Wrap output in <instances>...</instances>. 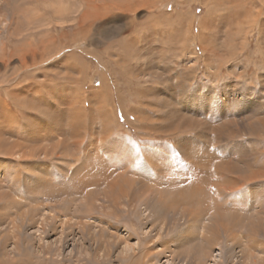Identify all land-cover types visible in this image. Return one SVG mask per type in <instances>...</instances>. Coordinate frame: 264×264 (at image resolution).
<instances>
[{
  "label": "rangeland",
  "instance_id": "374dc122",
  "mask_svg": "<svg viewBox=\"0 0 264 264\" xmlns=\"http://www.w3.org/2000/svg\"><path fill=\"white\" fill-rule=\"evenodd\" d=\"M253 224L264 0H0V264L259 263Z\"/></svg>",
  "mask_w": 264,
  "mask_h": 264
},
{
  "label": "bare ground",
  "instance_id": "6f19581e",
  "mask_svg": "<svg viewBox=\"0 0 264 264\" xmlns=\"http://www.w3.org/2000/svg\"><path fill=\"white\" fill-rule=\"evenodd\" d=\"M65 5V4H64ZM110 141V140H109ZM117 145V143L116 142H110V147H115ZM12 150V149H11ZM48 152V151H47ZM46 153V152H45ZM67 155V154H66ZM45 156H47V155H45ZM62 157V156H61ZM77 158V157H76ZM137 158V157H136ZM113 161V160H112ZM119 161V160H118ZM221 166V165H220ZM99 168V167H98ZM129 168V167H128ZM87 169V168H86ZM227 169H228V167H227ZM98 170V169H97ZM229 170V169H228ZM231 170V169H230ZM89 171H92V170H89ZM103 171V170H102ZM93 172H96L95 170H93L92 171V173ZM101 172V171H100ZM86 173H88V172H86ZM116 173V172H115ZM80 175V174H79ZM91 175V174H90ZM109 175V174H108ZM83 176V175H82ZM96 176V175H95ZM101 176V175H100ZM87 177V176H86ZM85 177V178H86ZM102 177V176H101ZM196 177V176H195ZM100 178V177H99ZM199 178V177H198ZM198 178H197V180H198ZM69 179V178H68ZM200 179V178H199ZM85 180V179H84ZM83 180V181H84ZM87 180V182H89V179H86ZM86 180H85V183H86ZM103 180V179H102ZM81 183V182H80ZM118 184V182H115V184ZM79 184V183H78ZM83 184H84V182H83ZM82 184V185H83ZM109 184V183H108ZM192 185V184H191ZM90 186V185H89ZM199 195H201V194H199ZM198 195V196H199ZM204 196V195H203ZM197 197V196H196ZM209 199L210 198H202V197H198V198H172V199H169L168 201L166 200V199H163V198H157V201L159 202V203H161L163 206H165L167 209L168 208H171V209H177V208H180V206H184V204L185 203H193V202H196V203H198V205L199 204H202L204 201H209ZM215 199H217V198H215ZM219 198L217 199V201H216V203L215 204H213V202L211 203V201H210V205L208 204L207 205V207L205 206V207H202V208H200V209H203V211H207V209H208V206L209 207H212V205H214L213 206V208L215 209V210H217V209H221V210H223V211H227V209H228V207H230L229 205L228 206H226L225 208H221L220 207V203L219 204H217L219 201ZM215 201V200H214ZM116 203V202H115ZM85 205V204H84ZM87 205V204H86ZM128 205H130V204H128ZM224 205V204H223ZM226 205V204H225ZM154 206V205H153ZM189 206H190V204H189ZM200 206H202V205H200ZM88 208V207H87ZM86 208V209H87ZM189 208V207H188ZM199 209V210H200ZM91 210H92V208H91ZM164 213V212H163ZM156 214V213H155ZM200 214V213H199ZM89 215V214H88ZM194 216L195 217H198V213H195L194 214ZM201 216H202V213H201ZM254 221V220H253ZM260 223V222H259ZM262 223V222H261ZM220 224H222V226H224L225 228H226V226H225V223L223 222V219L222 220H219V219H217V220H215V223H214V225L213 226H207V231L210 233V236H209V238L210 239H213V238H215V239H219L220 238V231L218 230V228H217V225H220ZM251 224V223H250ZM227 230H228V228H227ZM259 231H260V229H259V226L258 225H256V224H253V226H252V228H251V239L249 238L248 239V241H250V243H249V249H247V253L248 254H250V251L251 250H254V251H257V252H261V251H263L264 252V239H259L260 238V233H259ZM229 234H227V236H228ZM231 238V237H230ZM232 238H235L234 236L232 237ZM246 251V250H245ZM244 254L242 257H246L248 254ZM262 253V252H261ZM250 258L252 259V264H264V257H262V258H260L259 257V259H258V261H259V263H256L257 262V260L256 259H254L253 257H255V255L254 254H250ZM7 259V258H6ZM10 262V261H9Z\"/></svg>",
  "mask_w": 264,
  "mask_h": 264
}]
</instances>
